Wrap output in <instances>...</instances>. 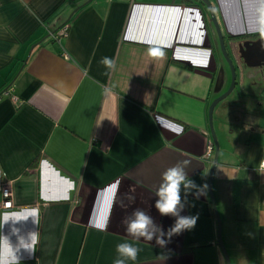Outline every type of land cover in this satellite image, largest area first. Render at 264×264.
<instances>
[{"label": "crops", "instance_id": "0c3cea01", "mask_svg": "<svg viewBox=\"0 0 264 264\" xmlns=\"http://www.w3.org/2000/svg\"><path fill=\"white\" fill-rule=\"evenodd\" d=\"M209 1L226 41L261 34L260 0ZM250 67L261 78L240 72L226 102L237 126L218 141L211 179L229 264H264V63ZM230 82L200 0H0V93L9 89L0 187L9 184L12 203L4 208L0 192V240L16 249L19 236L38 233L34 252L15 253L19 264H113L125 241L141 250L128 264H225L208 191V109ZM182 161L206 186L198 196L181 187L180 215L198 216L195 226L164 246L133 239L125 220L137 209L165 233L174 225L155 192ZM31 213L38 224L21 220Z\"/></svg>", "mask_w": 264, "mask_h": 264}, {"label": "clouds", "instance_id": "9594fccd", "mask_svg": "<svg viewBox=\"0 0 264 264\" xmlns=\"http://www.w3.org/2000/svg\"><path fill=\"white\" fill-rule=\"evenodd\" d=\"M260 19L261 35H264V0H260ZM150 54L154 57H163L164 52L161 50L150 49ZM154 52L156 54H154ZM101 63L109 69L114 68V61L108 57H104ZM187 161L178 162L176 165L166 169L161 176V183L159 184L155 195L158 199L155 202V208L160 215H170L175 217L174 225L167 231L163 232L154 222L152 217L147 215L142 210H135L130 217L125 220L126 231L130 237L135 240L141 238L151 241L153 237L156 238V243L160 246H164L166 240L162 237L167 236L170 238L174 234H179L183 230H191L198 219V216H181L180 212L183 210L184 204L181 200V187L185 193L195 189V194H204L203 189L206 186L198 188L194 181L188 179L184 167L187 165ZM33 218V222L38 224V213H31L27 217L21 219L26 220L28 217ZM18 230L13 231L16 233ZM38 243V233L30 232L27 237H18V246L13 249L7 238L2 237L0 240V264H19V257L15 254L19 249H24L29 253L35 251V245ZM141 250L132 243L127 241L116 245L117 258L113 264H128L129 261H135L138 253Z\"/></svg>", "mask_w": 264, "mask_h": 264}, {"label": "water", "instance_id": "95a60500", "mask_svg": "<svg viewBox=\"0 0 264 264\" xmlns=\"http://www.w3.org/2000/svg\"><path fill=\"white\" fill-rule=\"evenodd\" d=\"M202 2V4L204 3L209 11V16L211 17V23L213 25V28H215V32L217 34V40L219 41V46H220V51L222 52L224 58L226 59L227 63H229L230 66V71H231V82L228 86V89L221 95H219V97L215 98L211 104L209 105V109H208V123L210 125V131H211V135L213 137V144H214V149H215V155L212 159V167L210 170V176H209V181H208V191H209V197H210V201L213 204V209H215L216 212V221L218 222V229H217V244L220 246L223 256L225 257V264H229V257L225 248V245H223L222 243V239H221V233H220V226H221V221H219V216H218V212L215 206V199L213 197V193H212V185H211V179L213 177V170L217 164V156H218V141H217V137H215L214 134V130H213V125H212V117H213V109L215 107V105L224 97H226L234 88L235 83H236V75H235V65L234 63H232V59L230 57V47H232L233 49L236 48L238 49L237 51H239V56L241 59H243V62L246 63L248 66H254V65H260L262 62L264 61V37H261L257 40H245L242 41L239 44H236L234 41H231V46H229L230 41L227 42L225 39V36L222 33L221 28L219 27L218 21H217V17L214 14V8L212 6V4L210 3L209 0H200ZM77 8H74L73 11H76ZM231 37V36H230ZM262 43V44H261ZM263 47V49L261 50L260 53V57L257 59H254L255 56V51L253 50L255 47L254 45H257V48L260 50V45ZM1 215V212H0Z\"/></svg>", "mask_w": 264, "mask_h": 264}, {"label": "rangeland", "instance_id": "374dc122", "mask_svg": "<svg viewBox=\"0 0 264 264\" xmlns=\"http://www.w3.org/2000/svg\"><path fill=\"white\" fill-rule=\"evenodd\" d=\"M229 41H227V42H229ZM229 46H231V41H230ZM237 50L238 49H236V48L233 49L232 47H230L231 52L229 53L230 57L232 59V63H234V65H235V74L237 75V79H236V81H237L236 85L237 86H234L235 88L226 97H224L223 99H221L218 102L219 106L213 112L212 125H213L215 137H217V141H219V139H221V135L225 136L226 139L230 140V136L228 135L229 129L233 128L234 125L237 126V124H235L233 121L230 122V119L228 117V116H230L229 111H230L231 107L233 106L232 104H235V103L227 105L226 102L231 101V99L237 98L236 95L238 94L239 89L241 88L240 87V85H241V75H240L241 70L243 69L244 71H246L244 74L245 76H244V80H243L245 82L249 81V80H247L248 77L251 79V77L249 75V71H252V73H250L251 75H253L252 78H254V79L258 78V77L261 78V74H259V72L257 73L256 69H254V67H250V66L246 65V63H244L243 60L240 59L239 51H237ZM226 64L229 67V71H230L231 69H230L229 63H227V61H226ZM230 74H231V71H230ZM263 74H264V72H263ZM220 108L222 109V116H221V113L218 112V111H220ZM219 118H220V120H219ZM235 129H237V128H235ZM234 131H236V130H234ZM234 133L235 132H233V134Z\"/></svg>", "mask_w": 264, "mask_h": 264}, {"label": "built area", "instance_id": "2783aa9c", "mask_svg": "<svg viewBox=\"0 0 264 264\" xmlns=\"http://www.w3.org/2000/svg\"><path fill=\"white\" fill-rule=\"evenodd\" d=\"M65 29H66V26H64V27H62L60 30H59V32H56L54 35H57V37L58 36H60V34L61 35H63L62 33H64L65 32ZM9 93V89H5V90H3L2 91V93ZM2 93H0V94H2ZM211 143H209V145H208V154L210 153V151L212 150L211 149ZM263 166H264V161H263ZM0 192H1V194H2V196H3V199H4V201L2 202V206L4 207V208H11L12 206V203H11V200H9V197H10V188H9V184H5V183H3L2 185H1V187H0Z\"/></svg>", "mask_w": 264, "mask_h": 264}, {"label": "flooded vegetation", "instance_id": "af4514ba", "mask_svg": "<svg viewBox=\"0 0 264 264\" xmlns=\"http://www.w3.org/2000/svg\"><path fill=\"white\" fill-rule=\"evenodd\" d=\"M261 37H264V35H256V37H253V39H250L251 41H253V40H257V39H259V38H261ZM242 42V41H241ZM241 42H239V43H241ZM239 43H237V44H239ZM262 44V43H261ZM260 45V44H259ZM256 46V47H255ZM254 51L256 52L255 53V56H254V59H257V58H259L260 56V53H261V50L263 49V47L260 45V50L257 48V45H254ZM241 59V58H240ZM241 60H243V59H241ZM262 63L261 64H263L264 63V61H261Z\"/></svg>", "mask_w": 264, "mask_h": 264}, {"label": "trees", "instance_id": "16d2710c", "mask_svg": "<svg viewBox=\"0 0 264 264\" xmlns=\"http://www.w3.org/2000/svg\"><path fill=\"white\" fill-rule=\"evenodd\" d=\"M254 36V35H253ZM256 36V35H255ZM234 38H236V36H234Z\"/></svg>", "mask_w": 264, "mask_h": 264}, {"label": "snow or ice", "instance_id": "6c2138e0", "mask_svg": "<svg viewBox=\"0 0 264 264\" xmlns=\"http://www.w3.org/2000/svg\"><path fill=\"white\" fill-rule=\"evenodd\" d=\"M154 54H156V53L154 52Z\"/></svg>", "mask_w": 264, "mask_h": 264}]
</instances>
